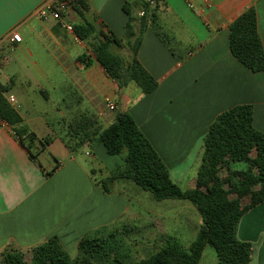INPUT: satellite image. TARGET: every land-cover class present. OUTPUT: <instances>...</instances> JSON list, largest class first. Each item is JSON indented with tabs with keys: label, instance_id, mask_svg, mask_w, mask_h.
<instances>
[{
	"label": "crops",
	"instance_id": "crops-1",
	"mask_svg": "<svg viewBox=\"0 0 264 264\" xmlns=\"http://www.w3.org/2000/svg\"><path fill=\"white\" fill-rule=\"evenodd\" d=\"M49 2L58 8L62 0H0L5 97L15 99L9 103L39 139L55 136L45 148L36 141L33 157L0 120V254L11 246L31 250L53 236L66 249L78 248L84 236L130 213L123 194H106L95 182L90 161L108 160L105 147L89 143L72 153L64 144L76 135L71 127L83 124L97 132L108 128L117 112L128 111L175 182L189 186L186 190L195 188L204 138L217 116L251 105L253 125L264 134V72L241 64L229 42L230 25L254 6L264 47V0H157L156 22H150L137 55L158 83L148 95L134 86L120 90L92 51L102 33L124 37V6L129 3L141 17L139 0H87L84 16L67 4L58 20L37 15ZM86 22L96 28L88 41L67 28ZM14 32L21 43L11 42ZM82 56L90 58V66L79 60ZM108 101L117 111L108 109ZM58 126L66 134L58 135ZM114 165L116 160L97 168L109 174ZM238 238L254 245L253 264H264V204L243 216ZM200 264H219L216 252L207 247Z\"/></svg>",
	"mask_w": 264,
	"mask_h": 264
},
{
	"label": "trees",
	"instance_id": "trees-1",
	"mask_svg": "<svg viewBox=\"0 0 264 264\" xmlns=\"http://www.w3.org/2000/svg\"><path fill=\"white\" fill-rule=\"evenodd\" d=\"M139 1L144 13L141 17L133 14L129 3L124 6L128 16L124 37L102 33V39L93 44L92 51L97 63L120 90L134 86L141 94L148 95L158 83L141 65L137 55L150 22H156V13L147 0ZM68 5L81 16L89 10L87 0H69ZM73 31L79 40L88 41L96 28L86 22L73 27ZM229 42L232 55L241 64L254 73L264 72V47L254 6L230 25ZM114 48L128 49L130 56L125 59L116 54ZM79 60L85 66L91 64L87 56ZM7 91L0 83V120L13 129L21 144L36 157L33 151L36 141L45 148L52 139H39L25 126L21 115L5 97ZM87 127L83 124L71 127V134L76 132V135L64 140L67 149L76 153L86 144H102L109 155L120 156L124 162L98 182L103 192L116 194L120 183L132 182L149 192L156 201H188L202 219L196 238L188 248L169 239L154 254L138 260L132 249L125 248L132 229L113 226L84 236L78 243L75 259L60 238L53 236L28 251L12 246L5 249L0 254V264H200L207 247L215 250L219 264H253L254 245L238 238L243 216L264 204V134L253 125L251 105L225 111L211 124L204 138L196 185L190 190L181 189L175 182L171 171L128 111L117 112L115 121L104 130L93 132ZM54 172L46 176L51 177Z\"/></svg>",
	"mask_w": 264,
	"mask_h": 264
},
{
	"label": "rangeland",
	"instance_id": "rangeland-1",
	"mask_svg": "<svg viewBox=\"0 0 264 264\" xmlns=\"http://www.w3.org/2000/svg\"><path fill=\"white\" fill-rule=\"evenodd\" d=\"M113 51L125 59L130 56L128 49L114 48ZM64 132L62 127H57L56 133L58 135L66 134L65 130ZM53 137L55 136L51 138ZM67 138H70V136ZM57 146L62 148L60 143ZM55 151L57 152L56 147ZM108 158V160L99 159L97 161H90L95 164V169L97 170V173L94 175L97 185L99 181L105 179L111 172L116 171L123 163L120 156L110 155ZM115 160L118 165H114L113 170L109 174H107L105 168H97L101 165H112V162ZM41 162L45 165L44 160L41 159ZM239 167L241 168V166ZM180 187L186 190L189 186L180 184ZM117 189L120 192L116 194L119 196L123 194V198L131 211L122 220L113 222L109 227L117 226L132 229L129 233V238H126L125 248L132 249L134 256L138 260L146 259L154 254L169 239H175L183 247L188 248L196 238L200 228L198 222L201 216L190 202L179 200L156 201L149 192L141 190L132 182H122ZM209 248L211 252H215L213 248ZM66 250L71 258L75 259L78 256L77 248ZM206 258L209 259L210 255L207 254Z\"/></svg>",
	"mask_w": 264,
	"mask_h": 264
},
{
	"label": "built area",
	"instance_id": "built-area-1",
	"mask_svg": "<svg viewBox=\"0 0 264 264\" xmlns=\"http://www.w3.org/2000/svg\"><path fill=\"white\" fill-rule=\"evenodd\" d=\"M69 0H63L61 2L60 7L56 8L53 3L49 2L46 4H43V6H41L38 11H37V15L40 17H46L48 15H51L54 19H61V13L60 10H62V8L64 6H66L68 4ZM147 2L149 3V5L151 7H154L157 4V0H147ZM141 16H143V13H141ZM70 31H73L72 27H67ZM11 42L14 43H21L22 42V37L19 33L14 32L10 38ZM1 56V53H0ZM10 103H13L15 101V99L13 97H10L8 100ZM107 107L110 111H117V105L111 101L107 102Z\"/></svg>",
	"mask_w": 264,
	"mask_h": 264
}]
</instances>
